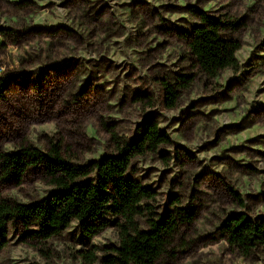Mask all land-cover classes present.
I'll return each mask as SVG.
<instances>
[{
	"label": "rangeland",
	"instance_id": "rangeland-1",
	"mask_svg": "<svg viewBox=\"0 0 264 264\" xmlns=\"http://www.w3.org/2000/svg\"><path fill=\"white\" fill-rule=\"evenodd\" d=\"M197 12L237 22L224 33L240 44L235 70L208 77L196 65ZM0 30V154L54 143L86 164L152 114L170 142L134 158L130 176L153 192L154 218L192 214L156 264H264L263 247L243 257L219 231L234 213L264 216V0H0ZM184 75L192 82L165 108L162 82ZM52 189L31 170L0 182V197L26 204ZM27 231L8 225L0 264H89L119 241L114 227L88 241L75 222L46 241Z\"/></svg>",
	"mask_w": 264,
	"mask_h": 264
},
{
	"label": "trees",
	"instance_id": "trees-1",
	"mask_svg": "<svg viewBox=\"0 0 264 264\" xmlns=\"http://www.w3.org/2000/svg\"><path fill=\"white\" fill-rule=\"evenodd\" d=\"M197 18L199 25L187 37V47L198 68L208 77L225 69L235 70L240 44L224 33L237 22H223L204 12H197ZM190 82L187 75L180 76L177 83L163 81V106L175 107L177 88H186ZM111 141L113 154L86 164H73L54 143L45 152L26 145L11 154L1 153L0 182L12 180L19 185L28 172L36 170L53 189L45 198L26 204L0 197V251L7 246L9 224L20 223L29 230L23 234L24 240L46 241L75 222L88 241L108 227L118 233L117 245L87 253L84 259L89 264L98 260L97 252L101 253L99 264H156L167 254L192 214L174 211L162 220L154 218L147 203L153 192L133 179L130 169L134 158L154 153L170 138L150 114L143 117L136 136L122 140L112 134ZM145 214L149 216L147 226L141 228L138 220ZM32 227L36 230H30ZM219 231L227 245L243 257L264 248V216L234 213Z\"/></svg>",
	"mask_w": 264,
	"mask_h": 264
}]
</instances>
